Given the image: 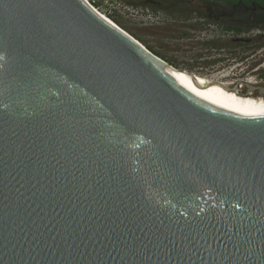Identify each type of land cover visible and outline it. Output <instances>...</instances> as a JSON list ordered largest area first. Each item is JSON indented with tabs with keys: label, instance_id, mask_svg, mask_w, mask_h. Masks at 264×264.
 <instances>
[{
	"label": "water",
	"instance_id": "water-1",
	"mask_svg": "<svg viewBox=\"0 0 264 264\" xmlns=\"http://www.w3.org/2000/svg\"><path fill=\"white\" fill-rule=\"evenodd\" d=\"M156 58L87 0H0V264H264V114Z\"/></svg>",
	"mask_w": 264,
	"mask_h": 264
},
{
	"label": "rangeland",
	"instance_id": "rangeland-1",
	"mask_svg": "<svg viewBox=\"0 0 264 264\" xmlns=\"http://www.w3.org/2000/svg\"><path fill=\"white\" fill-rule=\"evenodd\" d=\"M98 9L148 50L154 49L180 66L182 72L194 73L196 77L231 87L238 78L249 82L258 80L255 73L264 68L263 64L253 69L250 59L241 61L237 58L230 65L220 61L226 51L211 44L213 35L215 38L218 35L212 33L206 24L199 27L198 24L204 22L194 14L184 17L176 10L128 4L123 0L102 1Z\"/></svg>",
	"mask_w": 264,
	"mask_h": 264
},
{
	"label": "flooded vegetation",
	"instance_id": "flooded-vegetation-1",
	"mask_svg": "<svg viewBox=\"0 0 264 264\" xmlns=\"http://www.w3.org/2000/svg\"><path fill=\"white\" fill-rule=\"evenodd\" d=\"M176 11L184 17L194 14L204 22L199 23V27L206 24L212 33L218 35L217 38L213 35L211 44L226 51L220 61L230 65L237 58L241 61L250 59L253 69L264 64V6L257 8L219 1L190 0L178 3ZM255 74L258 80L249 82L238 78L230 88L243 96L264 95V68Z\"/></svg>",
	"mask_w": 264,
	"mask_h": 264
},
{
	"label": "bare ground",
	"instance_id": "bare-ground-1",
	"mask_svg": "<svg viewBox=\"0 0 264 264\" xmlns=\"http://www.w3.org/2000/svg\"><path fill=\"white\" fill-rule=\"evenodd\" d=\"M97 11L101 13L100 10L97 9ZM102 15L106 18L105 14H102ZM108 20L111 23H113L116 27H118L127 36L133 38L131 35L123 31L121 27L117 26L114 22H112L110 19ZM135 41L138 42L144 49H147L138 40L135 39ZM155 56L157 57L156 59H158L162 65H164L167 69L172 71L174 75L173 77H175L177 82L182 87L187 89V91H189L190 93L196 96L205 98V99H209V100L221 103V104L229 105L232 107L244 109V110L259 113V114H264V99L263 98L255 99L253 97L240 95L242 93L239 92L240 93L239 94L236 91L232 90V88L226 85L223 86L221 84L222 82H213L209 79L201 78L199 76L197 77V79L199 83L202 85H198L192 80L194 76L192 77L191 74L175 69L173 66L171 67L170 64L167 63L165 60H163L161 57H159L156 54Z\"/></svg>",
	"mask_w": 264,
	"mask_h": 264
},
{
	"label": "trees",
	"instance_id": "trees-1",
	"mask_svg": "<svg viewBox=\"0 0 264 264\" xmlns=\"http://www.w3.org/2000/svg\"><path fill=\"white\" fill-rule=\"evenodd\" d=\"M125 2H127L128 4H135V5H143V6H150V7H155V8H164V9H168L171 11L176 10L177 8V4L178 3H184L186 1H190V0H123ZM203 2H207V1H219V2H225V3H229V4H244L247 7H262L264 6V0H200ZM106 18L110 19L112 22H114L111 18L107 17ZM117 26L118 24L116 22H114ZM153 53L157 54L160 57H163L164 60L166 59L164 56L160 55L157 51H155L154 49L149 48ZM170 64L174 65L173 67L175 69H178L180 71L181 67L176 65L175 63H173L171 60L166 59ZM177 67V68H176Z\"/></svg>",
	"mask_w": 264,
	"mask_h": 264
},
{
	"label": "built area",
	"instance_id": "built-area-1",
	"mask_svg": "<svg viewBox=\"0 0 264 264\" xmlns=\"http://www.w3.org/2000/svg\"><path fill=\"white\" fill-rule=\"evenodd\" d=\"M91 5L98 6L96 7L97 9L99 8V5L102 1H109V0H87ZM99 10V9H98Z\"/></svg>",
	"mask_w": 264,
	"mask_h": 264
}]
</instances>
